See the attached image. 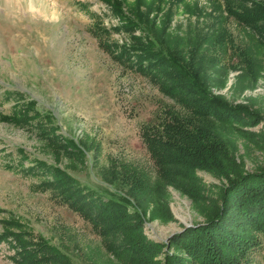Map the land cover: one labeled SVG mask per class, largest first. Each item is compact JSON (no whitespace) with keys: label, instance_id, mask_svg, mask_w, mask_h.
Segmentation results:
<instances>
[{"label":"rangeland","instance_id":"rangeland-1","mask_svg":"<svg viewBox=\"0 0 264 264\" xmlns=\"http://www.w3.org/2000/svg\"><path fill=\"white\" fill-rule=\"evenodd\" d=\"M121 1L125 12L135 8L147 13L145 5L152 9L148 18L163 31L157 49L164 44L167 54L181 60L187 55L183 63L197 64L211 95L245 107L244 120L224 127V135L242 171L264 170V24L256 33L228 13L237 3L223 0H142L139 8L136 0ZM40 3L49 15L55 7L58 18L33 19L16 0H0V115L9 114L21 100L12 92L21 93L23 103L34 102L35 112L53 117L56 132L82 145L83 156L61 154L57 166L104 198L110 192L122 194L131 202L129 209L136 210L127 194L134 177L140 175L152 188L157 181V168L141 138L143 127H158L165 113L185 121L188 111L150 76L101 46L131 45L133 36L143 35L121 30L103 0ZM97 25L107 31L100 40L93 35ZM31 122L20 128L0 120V234L5 229L29 231L73 264H125L107 250L89 222L43 187L42 176L29 171L35 158L55 162L36 128L42 120ZM195 174L203 189L198 202L161 183L157 216L151 215L152 198L139 212L145 237L162 245L156 259L177 252L172 238L205 221V210L216 203L219 188L227 182L205 170ZM113 178L116 186L108 183ZM13 245L0 238V264H14ZM245 264H264V240Z\"/></svg>","mask_w":264,"mask_h":264},{"label":"trees","instance_id":"trees-1","mask_svg":"<svg viewBox=\"0 0 264 264\" xmlns=\"http://www.w3.org/2000/svg\"><path fill=\"white\" fill-rule=\"evenodd\" d=\"M103 1L119 20L121 30L131 34L141 31L143 35L133 36L131 45L114 47L101 43V46L109 53L116 52L119 58L136 70L150 76L159 84L162 92L188 111L185 121L175 114L165 113L158 127L142 129V141L157 168L156 187H149L143 177L136 175L127 194L137 207L130 210L131 202L122 194L110 192L108 194L111 196L107 199L95 190L82 186L56 163L61 154L67 157L83 156L79 149L82 145L56 132L58 128L52 123L53 117L49 113L35 112V103H23V95L19 92L12 94L20 96L21 100L14 103L9 114L0 115V120L20 128L31 125V120L36 117L42 120V124L36 128L43 137L44 146L53 150L55 162L51 164L35 158L29 171H36L35 174L43 177V187L50 190L60 204L67 205L89 222L107 250L121 262L245 264L249 253L264 240V170L252 173L242 171L235 161L231 141L223 131L224 127H232L238 120H244L245 107H233L221 97L211 95L207 91L209 85L206 77L196 68L197 64L183 63L187 55L181 60L167 54L163 49H167L164 44H161L163 48L158 45L160 50L157 49L163 31L158 27L156 29L148 18L152 9L145 5L147 13L135 8L125 12L123 1ZM223 1L229 5L237 3L238 8L231 6L228 13L256 33L260 31V24H264L263 3L252 0L251 7H248V0ZM141 2L136 0L134 6L139 8L143 4ZM106 33L99 25L93 28L97 40ZM31 112L33 115H30ZM197 170L208 171L216 177L225 178L227 182L219 188L216 203L209 204L210 207L205 210V221L185 228L172 238L171 244L177 252L165 253L156 259L162 252V245L145 237L139 212L147 208V199L152 198L155 205L151 215L153 218L157 216L160 206L157 204L163 192L159 187L161 183L198 202L203 189L195 174ZM108 183L116 186L114 178ZM0 238L14 243L15 253L11 257L14 264H73L56 246L41 236L30 235L29 231L13 233L5 229Z\"/></svg>","mask_w":264,"mask_h":264},{"label":"clouds","instance_id":"clouds-1","mask_svg":"<svg viewBox=\"0 0 264 264\" xmlns=\"http://www.w3.org/2000/svg\"><path fill=\"white\" fill-rule=\"evenodd\" d=\"M17 4L23 5V11L26 15H30L33 19H43L45 22L54 21L58 17L55 14V7H53V12L49 15L42 9L40 0H16ZM56 0H53V5L55 6Z\"/></svg>","mask_w":264,"mask_h":264}]
</instances>
